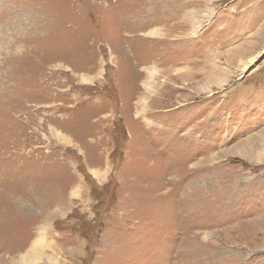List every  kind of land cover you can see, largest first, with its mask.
I'll list each match as a JSON object with an SVG mask.
<instances>
[{
    "label": "rangeland",
    "instance_id": "rangeland-1",
    "mask_svg": "<svg viewBox=\"0 0 264 264\" xmlns=\"http://www.w3.org/2000/svg\"><path fill=\"white\" fill-rule=\"evenodd\" d=\"M0 264H264V0H0Z\"/></svg>",
    "mask_w": 264,
    "mask_h": 264
},
{
    "label": "crops",
    "instance_id": "crops-1",
    "mask_svg": "<svg viewBox=\"0 0 264 264\" xmlns=\"http://www.w3.org/2000/svg\"><path fill=\"white\" fill-rule=\"evenodd\" d=\"M96 171H99L98 169H95ZM101 174H102V172L101 171H99Z\"/></svg>",
    "mask_w": 264,
    "mask_h": 264
}]
</instances>
